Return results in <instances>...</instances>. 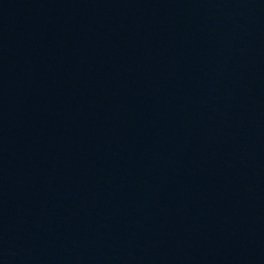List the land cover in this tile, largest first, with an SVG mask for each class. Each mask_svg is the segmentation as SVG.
<instances>
[{
  "label": "water",
  "instance_id": "water-1",
  "mask_svg": "<svg viewBox=\"0 0 264 264\" xmlns=\"http://www.w3.org/2000/svg\"><path fill=\"white\" fill-rule=\"evenodd\" d=\"M0 264H264V0H0Z\"/></svg>",
  "mask_w": 264,
  "mask_h": 264
}]
</instances>
